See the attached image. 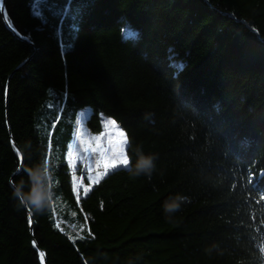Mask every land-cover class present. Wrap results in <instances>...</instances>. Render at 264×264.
Wrapping results in <instances>:
<instances>
[{
    "label": "trees",
    "instance_id": "1",
    "mask_svg": "<svg viewBox=\"0 0 264 264\" xmlns=\"http://www.w3.org/2000/svg\"><path fill=\"white\" fill-rule=\"evenodd\" d=\"M112 1L0 0V264H264V0ZM97 46L74 88L51 85L54 61ZM83 92L134 107L155 181L122 165L75 192ZM85 125L103 132L99 108ZM41 161L57 196L32 215L12 186ZM177 193L191 203L167 223Z\"/></svg>",
    "mask_w": 264,
    "mask_h": 264
},
{
    "label": "rangeland",
    "instance_id": "2",
    "mask_svg": "<svg viewBox=\"0 0 264 264\" xmlns=\"http://www.w3.org/2000/svg\"><path fill=\"white\" fill-rule=\"evenodd\" d=\"M122 34L121 31H116L113 36L114 40L120 41ZM103 52H105L104 48L97 46L86 53L67 55L68 57L53 62L50 68V82L67 88L73 87L77 84L81 71L87 68L90 62L98 61ZM78 97L79 102L82 101L79 112L81 127L78 126L76 129L72 154L69 158L73 172L72 180L77 194L80 191L89 190L90 186L100 181L109 170L128 165V163L121 162V157L126 156L128 160L130 155L136 153L137 146L142 147L139 131L131 128L134 107L129 111L120 112L114 110L113 105L105 104L103 107V103L99 102V97L96 95L94 97V95L81 94ZM94 106L100 109L104 126L103 132L96 135L92 134L85 125L88 114ZM107 109L110 111H106ZM120 133L124 134L126 142ZM151 145L148 139L147 147L151 149ZM142 150L144 151L143 147ZM138 178L148 182L155 181L154 178L144 175ZM88 257L92 259L89 264H102L101 260L94 255H87L86 259Z\"/></svg>",
    "mask_w": 264,
    "mask_h": 264
},
{
    "label": "clouds",
    "instance_id": "3",
    "mask_svg": "<svg viewBox=\"0 0 264 264\" xmlns=\"http://www.w3.org/2000/svg\"><path fill=\"white\" fill-rule=\"evenodd\" d=\"M131 144V141H129ZM137 159L133 163V158L128 157L129 174L133 177H140L142 175L151 178L155 171V155H145L142 147L136 148ZM26 174L28 180L23 179L18 183H13L12 196L17 201V208H24L32 215H43L50 209L51 204L57 196L54 190L56 185L53 181V174L50 168H46L43 161L27 168ZM27 189V190H26ZM186 203H191V198L180 193L174 196H169L163 202L164 217L167 223H174L173 217L176 213L182 211V206ZM210 251V249H208ZM135 259L129 258L126 264H135Z\"/></svg>",
    "mask_w": 264,
    "mask_h": 264
},
{
    "label": "bare ground",
    "instance_id": "4",
    "mask_svg": "<svg viewBox=\"0 0 264 264\" xmlns=\"http://www.w3.org/2000/svg\"><path fill=\"white\" fill-rule=\"evenodd\" d=\"M109 3H113V1H112V0H109ZM117 31H119V30H117ZM121 32H122V31H121ZM73 54H75V52L67 53V54L64 55V57H68L69 55H73ZM67 55H68V56H67ZM82 94H83V95H89V96H93V95H94V97H95V95H96V96L98 97V93H96V92H83ZM86 256H87V255L84 256V262H85L86 264H89L90 261H91L92 259H90V257H88V258L86 259Z\"/></svg>",
    "mask_w": 264,
    "mask_h": 264
},
{
    "label": "snow or ice",
    "instance_id": "5",
    "mask_svg": "<svg viewBox=\"0 0 264 264\" xmlns=\"http://www.w3.org/2000/svg\"><path fill=\"white\" fill-rule=\"evenodd\" d=\"M120 136L124 137V134L120 133ZM124 142H126V137H124ZM121 162L127 164L128 163L127 157L126 156L121 157ZM40 258L43 259V254H41Z\"/></svg>",
    "mask_w": 264,
    "mask_h": 264
},
{
    "label": "water",
    "instance_id": "6",
    "mask_svg": "<svg viewBox=\"0 0 264 264\" xmlns=\"http://www.w3.org/2000/svg\"><path fill=\"white\" fill-rule=\"evenodd\" d=\"M4 3H5V0H2L1 12L3 11ZM58 86L65 87V86H62V85H58ZM71 88H72V87H70V88H68V89H71ZM73 88H74V87H73ZM43 258H44V255H43Z\"/></svg>",
    "mask_w": 264,
    "mask_h": 264
},
{
    "label": "crops",
    "instance_id": "7",
    "mask_svg": "<svg viewBox=\"0 0 264 264\" xmlns=\"http://www.w3.org/2000/svg\"><path fill=\"white\" fill-rule=\"evenodd\" d=\"M57 61V60H56ZM55 62V61H54Z\"/></svg>",
    "mask_w": 264,
    "mask_h": 264
}]
</instances>
